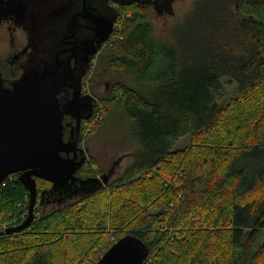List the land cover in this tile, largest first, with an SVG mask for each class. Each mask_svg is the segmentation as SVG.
Wrapping results in <instances>:
<instances>
[{"label": "trees", "instance_id": "1", "mask_svg": "<svg viewBox=\"0 0 264 264\" xmlns=\"http://www.w3.org/2000/svg\"><path fill=\"white\" fill-rule=\"evenodd\" d=\"M147 9L122 6L94 56L128 79L98 96L104 114L91 109L78 141L120 107L139 146L133 161L106 179L87 152L80 190L51 207V184L36 178L33 218L10 233L28 215V192L7 176L0 264H95L126 234L148 246L143 264H264V0H195L172 41L153 36Z\"/></svg>", "mask_w": 264, "mask_h": 264}, {"label": "water", "instance_id": "2", "mask_svg": "<svg viewBox=\"0 0 264 264\" xmlns=\"http://www.w3.org/2000/svg\"><path fill=\"white\" fill-rule=\"evenodd\" d=\"M98 1L90 0L91 6ZM98 9L101 12L100 7ZM79 18L76 13L71 16V26L75 30L71 40L73 47L64 49L80 54L79 64L76 57H72V61L58 57L33 59L35 63L32 60L11 87L4 86L0 79V183L15 173L28 192L26 219L7 229L6 233L19 231L30 224L37 203L36 178L48 181L51 184L49 190L61 194L65 184L76 179L74 173L85 159V155L77 159L79 153L85 154L84 147L78 146V138L64 139L63 118L69 113L80 118L83 101L79 95L80 77L75 71L88 61V55L94 56L99 51L111 31V22L102 14L94 13L87 33H84L78 30ZM62 85L73 88L65 102L59 99ZM90 115L91 112L88 117ZM148 252L149 248L142 240L126 234L110 245L95 264H142Z\"/></svg>", "mask_w": 264, "mask_h": 264}, {"label": "flooded vegetation", "instance_id": "3", "mask_svg": "<svg viewBox=\"0 0 264 264\" xmlns=\"http://www.w3.org/2000/svg\"><path fill=\"white\" fill-rule=\"evenodd\" d=\"M84 1L81 4L82 0H78L77 3L76 0H0V79L4 86L11 87L13 82L22 76L33 59L53 60L58 57L69 58L72 61L76 57L77 64H79L80 54L73 53L69 49L64 50L73 47L71 40L75 30L70 21L73 13L80 16L81 22L78 23V30L84 33L88 31L87 28L91 24L93 14H102L107 21L111 22L108 38L115 31L114 23L118 14L122 12L121 7L130 5L132 2L148 6V8L153 7L158 13H172V0H100L92 6L90 0ZM99 7L101 12H99ZM106 28L107 32L108 26ZM58 51H62L61 54ZM86 59L88 61L83 62L85 63L83 67L75 71L80 77L79 95L83 101V108L79 114L80 118L70 113L64 115L65 140L70 137H79L92 109L93 100L85 93L83 81L87 70L94 65V56L88 55ZM34 60L33 63H35ZM68 84L70 85V81ZM71 90H73L71 86L62 85L59 99L63 102L68 101ZM82 156L84 153H79L77 159ZM75 180L74 178L71 184H65L60 197L55 196L56 194L51 190L53 198L59 200L64 195L78 192L80 187ZM90 181L95 180L90 179Z\"/></svg>", "mask_w": 264, "mask_h": 264}, {"label": "rangeland", "instance_id": "4", "mask_svg": "<svg viewBox=\"0 0 264 264\" xmlns=\"http://www.w3.org/2000/svg\"><path fill=\"white\" fill-rule=\"evenodd\" d=\"M194 2L195 0H172V13H158L156 9L149 7L147 13L148 20L152 25L153 36L163 40H171L170 29L174 23L184 16ZM94 65V71L92 70L89 78H87L88 81L90 79L91 81L87 82L85 85V93L96 97L97 105L95 104L93 108L96 107V114H100L101 110L99 111L98 109L101 107V104L98 101V96H104L114 81H126L128 75L123 71L110 70L107 66V62L102 59H97ZM103 70L105 71L103 72ZM101 72L103 75H98V73ZM92 73H94L93 76L91 75ZM101 114H104V112ZM103 118L100 127H98L89 137L84 135V138L81 139L80 142L82 146L87 149L88 154L96 157L99 166L102 169V173L106 176V179H108V176L114 177L121 173L122 170L133 161L131 153L139 146H137L131 138L129 133L131 123L122 108L114 107L110 110L107 109ZM98 120L100 121L101 119ZM91 121L84 124L86 126L85 129L88 127L89 129L92 128L89 125ZM73 197L74 196L66 198V200L72 199ZM57 204H59V201L54 200L50 207ZM46 207H44V209Z\"/></svg>", "mask_w": 264, "mask_h": 264}, {"label": "built area", "instance_id": "5", "mask_svg": "<svg viewBox=\"0 0 264 264\" xmlns=\"http://www.w3.org/2000/svg\"><path fill=\"white\" fill-rule=\"evenodd\" d=\"M125 13L128 14L127 12H125ZM123 14H124V13H123ZM123 14L120 15V18H121V16H123ZM128 15H129V14H128ZM126 16H127V15H126ZM120 18H119V21H120ZM117 25H120V24L118 23V21H117V23H116V26H117ZM165 184H166V183H165Z\"/></svg>", "mask_w": 264, "mask_h": 264}]
</instances>
